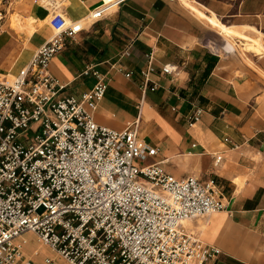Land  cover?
Masks as SVG:
<instances>
[{
    "label": "crops",
    "instance_id": "1",
    "mask_svg": "<svg viewBox=\"0 0 264 264\" xmlns=\"http://www.w3.org/2000/svg\"><path fill=\"white\" fill-rule=\"evenodd\" d=\"M193 1L203 18L180 3L127 0L104 19L85 24L49 71L67 85L63 95L80 98L94 84L83 71L97 65L108 87L94 122L115 131L137 122L139 139L157 150L153 163H162L176 179L213 180L225 208L187 230L220 251L217 264H264V55L246 63L227 50L221 36L224 26L264 36V0ZM99 3L0 0V75H17L54 35L48 24L54 13L79 22ZM12 16L32 19L33 32H15ZM149 57L145 88L141 72ZM165 66L175 74H163ZM196 109L200 120L189 126L187 117ZM16 243L22 250L18 264H67L31 233Z\"/></svg>",
    "mask_w": 264,
    "mask_h": 264
},
{
    "label": "built area",
    "instance_id": "2",
    "mask_svg": "<svg viewBox=\"0 0 264 264\" xmlns=\"http://www.w3.org/2000/svg\"><path fill=\"white\" fill-rule=\"evenodd\" d=\"M126 1L100 0L79 22L54 13V35L17 75H0V264H18L16 240L25 233L67 264H217L220 251L181 224L225 208L215 182L176 179L162 163L145 164L157 150L139 139L137 122L122 131L97 125L93 113L108 87L97 65L83 71L94 84L80 98L63 95L67 85L50 74L66 42ZM201 114L194 110L189 126Z\"/></svg>",
    "mask_w": 264,
    "mask_h": 264
},
{
    "label": "rangeland",
    "instance_id": "3",
    "mask_svg": "<svg viewBox=\"0 0 264 264\" xmlns=\"http://www.w3.org/2000/svg\"><path fill=\"white\" fill-rule=\"evenodd\" d=\"M42 1H45V0H42ZM56 1L59 4L62 0H56ZM192 7L194 8L196 6H192ZM32 23H33L32 19L25 21V20L20 19L17 16L11 17V28L17 33L27 32L28 34H31L34 30ZM223 24L227 25L226 23H223ZM238 31H240L242 34H237L234 30L227 34L226 33L222 34L220 30L218 32L221 33L222 39L225 40L228 47H230L234 52L241 55V57L243 58L244 61H246V63H249L247 58H249L250 60L252 55H255V56L264 55V36L258 33H252L245 28L238 29ZM257 37H261V42L258 40ZM151 163H153L152 158L147 159L145 161V164H151ZM202 221H203L202 219H197L192 222L190 221L185 226V228L188 229L189 231H194V228H193L194 224L197 223L201 225ZM33 264H37V262L34 261Z\"/></svg>",
    "mask_w": 264,
    "mask_h": 264
},
{
    "label": "bare ground",
    "instance_id": "4",
    "mask_svg": "<svg viewBox=\"0 0 264 264\" xmlns=\"http://www.w3.org/2000/svg\"><path fill=\"white\" fill-rule=\"evenodd\" d=\"M191 6H196V7H198L197 6V4L193 1V2H191V3H188L187 5H186V7L189 9V11L191 12V13H194V14H196V15H198V16H200V17H202V15H200L199 13H197ZM203 18V17H202ZM244 29V28H243ZM248 30H253V29H248ZM223 31H224V33H230V32H232L233 31V28H230V27H223ZM254 31V30H253ZM257 33V32H256ZM256 35V34H255ZM258 38V40L261 42V37H257ZM227 50H230V49H228V46H227ZM189 223V221H183L181 224L185 227L187 224Z\"/></svg>",
    "mask_w": 264,
    "mask_h": 264
}]
</instances>
